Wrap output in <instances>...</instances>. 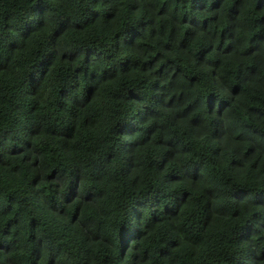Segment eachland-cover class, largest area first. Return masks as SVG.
I'll return each instance as SVG.
<instances>
[{"label": "trees", "instance_id": "trees-1", "mask_svg": "<svg viewBox=\"0 0 264 264\" xmlns=\"http://www.w3.org/2000/svg\"><path fill=\"white\" fill-rule=\"evenodd\" d=\"M0 264H264V0H0Z\"/></svg>", "mask_w": 264, "mask_h": 264}]
</instances>
